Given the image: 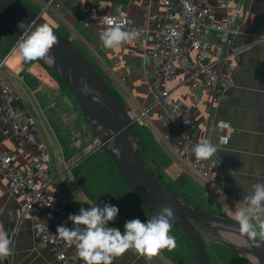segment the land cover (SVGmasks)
<instances>
[{"label":"crops","instance_id":"1","mask_svg":"<svg viewBox=\"0 0 264 264\" xmlns=\"http://www.w3.org/2000/svg\"><path fill=\"white\" fill-rule=\"evenodd\" d=\"M24 1L41 9L46 20L73 40L127 108L137 112L147 110L143 118L150 127H141L145 130L141 138L142 149L159 168L164 180L203 208L235 220V212L243 206L242 200L248 194L250 183L264 182V0H209L212 18L239 26L234 40L239 52L232 59L240 63V72L222 99L210 106L213 89L199 86L190 90L187 84L180 85L172 93L175 99L191 107L195 118L193 137L198 142L209 138L214 144H220L221 150L210 159L215 172L213 179L197 175L174 154L170 141H157L152 131H170L173 138L179 135L172 126L160 121L161 107L154 103L149 91L153 80L152 50L156 30L165 18L161 0ZM228 3L231 5L227 6ZM109 14L130 18L141 28L137 30L138 38L118 50L103 48L98 33L104 27L102 17ZM16 45L17 36L0 22V59L5 58L0 76L15 88L21 104L41 118L40 131L49 143L51 171L64 175L66 171L60 168H69L79 158L71 163L63 156L61 145L78 129V118L71 120L70 117L79 116V110L71 92L58 76L41 60L25 62ZM173 84L175 82L170 86ZM221 119L232 124L227 144L221 142L215 124ZM6 148L15 149L16 143L0 125V149ZM29 157L18 158V163L25 165ZM116 207L118 215L107 226L123 233L124 224L130 219L120 206ZM22 208L20 194L8 189L6 178L0 172V225L10 236L17 229L13 237V255L1 261L6 264H62L37 244L34 222L29 217L21 218ZM53 219L55 215L46 214L41 217V222H52ZM114 264L194 263L191 258L177 257L167 249H161L152 256L129 251Z\"/></svg>","mask_w":264,"mask_h":264},{"label":"built area","instance_id":"2","mask_svg":"<svg viewBox=\"0 0 264 264\" xmlns=\"http://www.w3.org/2000/svg\"><path fill=\"white\" fill-rule=\"evenodd\" d=\"M161 4L165 18L156 30L152 50L153 80L149 91L154 103L161 107L160 121L172 126L179 135L173 138L170 131H152L157 141H170L174 154L197 175L213 179L215 172L210 160L197 162L186 150L198 142L191 133L195 118L191 107L175 99L172 93L183 84H187L190 90L203 86L214 90L210 106L218 103L226 90L235 84L240 72V63L232 59L239 52L234 45L239 26L212 18L209 0H161ZM109 15L130 21L128 27L131 29H141L124 15ZM4 62L5 58L0 59V71ZM171 82L175 84L170 86ZM128 110L137 127H150L143 118L147 110ZM41 123L39 116L21 104L15 88L0 76V125L16 143L15 149H0V172L6 178L8 189L20 194L23 200L21 218L29 217L34 222L37 244L62 264H84L77 256L75 246L56 234L57 226L74 228L68 217L79 214V209L61 185L63 174L56 175L51 171L49 143L40 131ZM215 124L221 142L227 144L231 122L221 119ZM28 156L25 165L18 163V158ZM46 214L55 215V219L41 222V217ZM16 231L11 234L12 240ZM0 264L6 263L0 260Z\"/></svg>","mask_w":264,"mask_h":264},{"label":"water","instance_id":"3","mask_svg":"<svg viewBox=\"0 0 264 264\" xmlns=\"http://www.w3.org/2000/svg\"><path fill=\"white\" fill-rule=\"evenodd\" d=\"M32 20H36L37 25L47 23L52 27L59 40V44L51 50L55 61L52 64L41 61L72 91L96 135L93 144L72 166L96 148L104 147L130 190L149 213L156 215L165 205L173 207L179 218L173 228L182 231L189 239L199 264H210V257L206 239L198 226L210 231L220 242L252 264H257V261L264 264V248L250 247L251 242L239 233L235 220L221 212L200 208L186 201L152 174L144 159L140 130L127 106L73 40L46 20L41 9H33L23 0H0V22L17 36V42L22 34L18 24H27ZM84 83L94 92L85 95L82 91ZM213 221L216 226H213Z\"/></svg>","mask_w":264,"mask_h":264},{"label":"clouds","instance_id":"4","mask_svg":"<svg viewBox=\"0 0 264 264\" xmlns=\"http://www.w3.org/2000/svg\"><path fill=\"white\" fill-rule=\"evenodd\" d=\"M102 24L104 27L98 36L105 49L118 50L139 36L136 30L128 27L130 21L118 16L105 15L102 17ZM18 28L22 30V34L16 49L25 62L44 60L49 64L54 63L55 57L51 50L59 44V40L52 27L47 23L37 25L36 20H32L27 24L20 22ZM82 91L85 95L94 92L87 83H84ZM186 150L199 162L210 160L221 148L220 144H214L211 139L205 138ZM256 175L258 177L259 173ZM89 205L91 207L88 209L82 207L79 214L69 215L68 220L73 223L74 228L57 226L56 231L61 239L75 246L76 254L84 264H114V261L129 251L152 256L161 249L171 250L176 246V239L170 233L179 218L171 205L163 206L158 214H153L146 222L138 218L126 221L123 233L118 228L107 226L117 217L118 207L111 204L103 207ZM242 205L235 212L239 233L251 242L250 247L264 248V182L250 183ZM212 224L216 226L215 221ZM12 245L11 236L0 225V260L13 255Z\"/></svg>","mask_w":264,"mask_h":264},{"label":"rangeland","instance_id":"5","mask_svg":"<svg viewBox=\"0 0 264 264\" xmlns=\"http://www.w3.org/2000/svg\"><path fill=\"white\" fill-rule=\"evenodd\" d=\"M52 25L54 26V24ZM68 90L71 92L75 100V106L79 110V116L75 114V116L71 115L70 117L71 120L78 118L76 124L78 125V129L74 131L75 134L73 136L65 138L61 145L63 156L73 163L93 144L96 135L85 118L76 97L69 88ZM138 128L141 135H144L145 130L140 126ZM52 155V159H54L53 151ZM144 159L151 169L158 170L156 165L151 161L149 154H144ZM60 170L66 171L61 177V185L79 211L82 207L85 209L90 208L91 205L89 204H111L113 206H120L130 220L138 218L142 222H146L148 218H151L152 214L134 196L104 147L96 148L75 165L69 168L63 167ZM198 228L206 239L213 264H252L228 245L220 242L210 231L201 226H198ZM170 234L175 237L176 246L171 250L164 249L172 252L174 256L191 258L194 264H199L195 250L186 235L175 228L171 229Z\"/></svg>","mask_w":264,"mask_h":264},{"label":"trees","instance_id":"6","mask_svg":"<svg viewBox=\"0 0 264 264\" xmlns=\"http://www.w3.org/2000/svg\"><path fill=\"white\" fill-rule=\"evenodd\" d=\"M24 1V0H23ZM141 135V133H140ZM143 135H141V138H142ZM144 150V148L142 149ZM143 154H145L143 152ZM147 165V163H146ZM147 167L149 168V170L152 172V174L162 183L164 184L166 187H168L169 189H171L172 191H174L175 193H177L178 195H180L181 197H183L186 201H189L191 203H193L194 205L200 207V208H203L197 201L195 200H190L187 196H185V194H183L180 190L178 189H175L169 182L165 181L164 180V177H163V174L161 173V171L159 170V168H157L158 170H153L151 169L148 165ZM127 184V183H126ZM133 193V192H132ZM135 196V195H134Z\"/></svg>","mask_w":264,"mask_h":264}]
</instances>
